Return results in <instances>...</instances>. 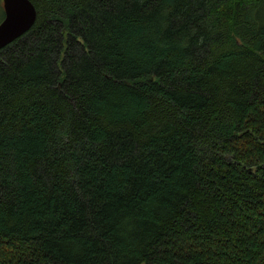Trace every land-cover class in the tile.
<instances>
[{
    "label": "trees",
    "instance_id": "trees-1",
    "mask_svg": "<svg viewBox=\"0 0 264 264\" xmlns=\"http://www.w3.org/2000/svg\"><path fill=\"white\" fill-rule=\"evenodd\" d=\"M31 1L0 264H264V0Z\"/></svg>",
    "mask_w": 264,
    "mask_h": 264
},
{
    "label": "water",
    "instance_id": "water-1",
    "mask_svg": "<svg viewBox=\"0 0 264 264\" xmlns=\"http://www.w3.org/2000/svg\"><path fill=\"white\" fill-rule=\"evenodd\" d=\"M4 17L0 21V49L12 43L37 20V8L31 0H2Z\"/></svg>",
    "mask_w": 264,
    "mask_h": 264
},
{
    "label": "rangeland",
    "instance_id": "rangeland-1",
    "mask_svg": "<svg viewBox=\"0 0 264 264\" xmlns=\"http://www.w3.org/2000/svg\"><path fill=\"white\" fill-rule=\"evenodd\" d=\"M2 7H3V6H2ZM1 18H2V16H1V12H0V20H2Z\"/></svg>",
    "mask_w": 264,
    "mask_h": 264
}]
</instances>
